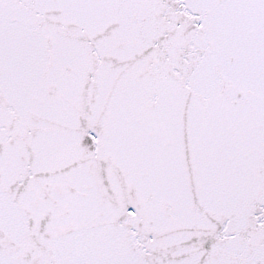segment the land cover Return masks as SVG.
Instances as JSON below:
<instances>
[{
    "label": "snow or ice",
    "instance_id": "6c2138e0",
    "mask_svg": "<svg viewBox=\"0 0 264 264\" xmlns=\"http://www.w3.org/2000/svg\"><path fill=\"white\" fill-rule=\"evenodd\" d=\"M0 264H264V0H0Z\"/></svg>",
    "mask_w": 264,
    "mask_h": 264
}]
</instances>
